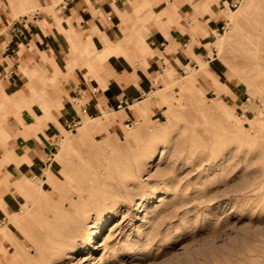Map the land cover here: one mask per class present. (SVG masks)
<instances>
[{
  "label": "rangeland",
  "instance_id": "obj_1",
  "mask_svg": "<svg viewBox=\"0 0 264 264\" xmlns=\"http://www.w3.org/2000/svg\"><path fill=\"white\" fill-rule=\"evenodd\" d=\"M0 3L15 18L43 5ZM232 9L211 52L217 77L188 66L172 111L119 134L65 130L57 181L35 179L9 217L22 241L6 264H264V0ZM141 126L145 139L127 136Z\"/></svg>",
  "mask_w": 264,
  "mask_h": 264
},
{
  "label": "crops",
  "instance_id": "obj_2",
  "mask_svg": "<svg viewBox=\"0 0 264 264\" xmlns=\"http://www.w3.org/2000/svg\"><path fill=\"white\" fill-rule=\"evenodd\" d=\"M42 2L18 18L0 3V226L13 234H0L1 264L22 241L9 217L35 196V179L56 180L65 130L94 122L97 135L122 133L165 115L188 66L217 77L213 44L239 0ZM138 133L147 129L127 136Z\"/></svg>",
  "mask_w": 264,
  "mask_h": 264
},
{
  "label": "bare ground",
  "instance_id": "obj_3",
  "mask_svg": "<svg viewBox=\"0 0 264 264\" xmlns=\"http://www.w3.org/2000/svg\"><path fill=\"white\" fill-rule=\"evenodd\" d=\"M244 1V0H243ZM246 2H248V0H246ZM258 2H256L255 4H257ZM231 14H233L234 15V12L233 13H231ZM157 149V148H156ZM153 150V149H152ZM154 155H155V152H153V154L151 155V157L150 158H152V157H154ZM155 158V157H154ZM148 161V160H147ZM102 225V224H101ZM99 232V229L97 230V231H95L94 232V234L93 235H91V236H89V244L92 242V241H94L95 240V238H94V236L97 234ZM84 249H86V246H79V247H77V248H75V252H82ZM85 251V250H84ZM88 258V257H87ZM86 259V258H85Z\"/></svg>",
  "mask_w": 264,
  "mask_h": 264
}]
</instances>
